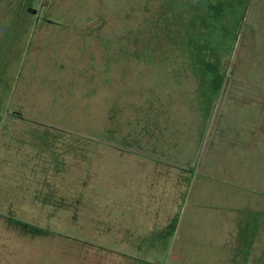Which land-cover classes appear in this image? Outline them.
<instances>
[{
  "label": "rangeland",
  "instance_id": "obj_1",
  "mask_svg": "<svg viewBox=\"0 0 264 264\" xmlns=\"http://www.w3.org/2000/svg\"><path fill=\"white\" fill-rule=\"evenodd\" d=\"M263 245L264 0H0V264Z\"/></svg>",
  "mask_w": 264,
  "mask_h": 264
},
{
  "label": "crops",
  "instance_id": "obj_2",
  "mask_svg": "<svg viewBox=\"0 0 264 264\" xmlns=\"http://www.w3.org/2000/svg\"><path fill=\"white\" fill-rule=\"evenodd\" d=\"M237 243L236 242V246H237ZM264 246V245H263ZM257 254V251L255 252V254H253L252 252L251 253H248L249 256H251V260H250V264H258L260 261H259V258H256L255 255ZM249 258V257H248ZM255 258V259H254ZM259 264H264V262H260Z\"/></svg>",
  "mask_w": 264,
  "mask_h": 264
}]
</instances>
